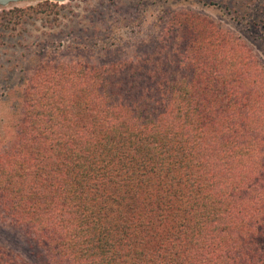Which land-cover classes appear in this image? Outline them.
Returning a JSON list of instances; mask_svg holds the SVG:
<instances>
[{"label":"trees","instance_id":"obj_1","mask_svg":"<svg viewBox=\"0 0 264 264\" xmlns=\"http://www.w3.org/2000/svg\"><path fill=\"white\" fill-rule=\"evenodd\" d=\"M175 20L151 55L29 79L0 212L42 264H264V66L219 25Z\"/></svg>","mask_w":264,"mask_h":264},{"label":"rangeland","instance_id":"obj_2","mask_svg":"<svg viewBox=\"0 0 264 264\" xmlns=\"http://www.w3.org/2000/svg\"><path fill=\"white\" fill-rule=\"evenodd\" d=\"M50 11L30 15L31 8ZM27 17L0 26V151L13 139L29 79L44 64L107 65L155 52L164 28L185 14L191 23H215L241 39L264 66V0H67L19 2ZM178 21V20H177ZM0 212V249L28 264L45 250ZM32 238V239H31Z\"/></svg>","mask_w":264,"mask_h":264},{"label":"water","instance_id":"obj_3","mask_svg":"<svg viewBox=\"0 0 264 264\" xmlns=\"http://www.w3.org/2000/svg\"><path fill=\"white\" fill-rule=\"evenodd\" d=\"M34 1H52V2H64L67 0H0V7L7 6L9 4L13 3H19V2H34Z\"/></svg>","mask_w":264,"mask_h":264}]
</instances>
